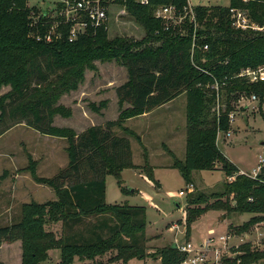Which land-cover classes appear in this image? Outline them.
I'll list each match as a JSON object with an SVG mask.
<instances>
[{
    "label": "trees",
    "instance_id": "1",
    "mask_svg": "<svg viewBox=\"0 0 264 264\" xmlns=\"http://www.w3.org/2000/svg\"><path fill=\"white\" fill-rule=\"evenodd\" d=\"M124 5L144 27L145 40L108 41L102 27L90 29L73 43L68 41L67 32L63 38L47 43L35 37L37 32L44 37L50 23H43L48 24L49 18L36 22L31 17L37 10L30 9L26 0H0V88H12L0 99V137L25 124L42 135L69 137L70 141L69 167L49 181L58 201L25 204L20 222L0 227V248L22 241L23 264H40L50 250L61 251V264L93 260L111 249L122 255L129 253L127 261L146 257L144 235L137 234L147 224L145 208L106 202L107 176H114L121 185L122 172L135 168L129 139L133 133L123 128L121 120L93 126L78 136L54 126L55 91L83 77L87 62L105 53L119 55L128 68L129 80L117 88L116 94L119 103L129 105L136 115L149 113L183 93L188 95V115L193 122L206 108L218 103L223 106L204 137L190 138L193 141L187 146L186 161H176L174 167L191 182L194 171H213L219 163L227 177L235 181L226 184L222 195H197L188 201L187 232L210 210L254 214L252 222H264V166L256 177L241 174L216 142L218 132L230 131L235 102L249 96L264 102V82H249L240 76L245 69L264 67V33L235 29L230 13L233 8L245 10L251 20L264 25V0H231L229 8L200 5L176 26L155 18L154 11L174 6L178 14H184L190 9L188 0H149V5L126 0ZM154 38L163 44L133 50ZM115 129L125 135H118ZM146 176L160 185L153 171ZM225 195L235 196L237 205L232 210L222 199ZM202 204L206 207L201 208ZM55 213L61 215L64 226L59 238L45 230L46 219L53 220ZM89 218L95 221H87ZM240 251L242 256L225 262L237 264L249 257L248 263L264 264V251L251 253L248 244ZM158 257L161 264H181L185 254L170 246L159 250Z\"/></svg>",
    "mask_w": 264,
    "mask_h": 264
},
{
    "label": "rangeland",
    "instance_id": "2",
    "mask_svg": "<svg viewBox=\"0 0 264 264\" xmlns=\"http://www.w3.org/2000/svg\"><path fill=\"white\" fill-rule=\"evenodd\" d=\"M29 3L41 6L43 10L52 7L50 0H30ZM188 3L190 8L231 6V0H188ZM113 9L105 31L108 41L115 38L145 40L144 27L126 8ZM162 44L161 39L154 38L133 50L156 48ZM128 80L129 71L120 56L105 53L87 62L83 77L71 80L54 93V126L67 130L71 136L115 120H121L123 128L133 133L129 139L135 168L122 172L121 185L114 176H107L106 202L109 205L144 207L147 214L145 229L137 233L145 238V259L127 261L129 253L122 255L111 249L93 260L76 259L74 264H161L159 250L187 242L199 247L210 241V258L215 257L217 251L220 254L218 260L223 261L242 256L240 250L244 244L250 246L251 253L263 252L264 222H258V219L252 222L254 214L210 210L192 223L190 233L186 230L188 201L197 195H222L226 184L235 181L234 177H227L219 163L213 171H194L191 182L174 167L176 161H186L189 142L204 137L211 129L222 104L206 108L202 117L193 122L188 115V95L183 93L149 113L136 115L129 105L119 103L116 94L117 88ZM11 91L10 86L0 88V99ZM234 106L236 113H233V121L230 118V131L218 132L216 142L241 174L254 177L264 166L261 162V158L264 159V102L249 96L235 102ZM115 130L118 135H125L122 130ZM69 145V137L42 135L25 124L0 137V227L20 222L25 204L58 201L49 181L69 167ZM152 171L160 185L148 180L146 175ZM190 183L195 187L192 194L187 191ZM181 191L186 195L180 196ZM222 199L230 203L229 210L237 205L234 195H225ZM200 207L205 208L206 204ZM46 221L47 232L57 238L63 235L64 226L59 213H55L53 220ZM228 235L231 236L228 243L222 242L221 237ZM46 256L40 264H61L60 250H50ZM249 261V257L241 258L237 264ZM0 264H23L22 241L1 246Z\"/></svg>",
    "mask_w": 264,
    "mask_h": 264
},
{
    "label": "built area",
    "instance_id": "3",
    "mask_svg": "<svg viewBox=\"0 0 264 264\" xmlns=\"http://www.w3.org/2000/svg\"><path fill=\"white\" fill-rule=\"evenodd\" d=\"M137 3L149 5V0H135ZM30 0H26L27 6L30 9H36L32 13V17L36 22H40L42 17L49 18L48 24L50 27L46 30L44 37L37 32L36 40L52 43L55 40L61 39L64 32L68 34V41L73 43L79 39L80 36L86 34L90 29L97 30L99 28H107V23L110 16L114 12L115 7L123 6L125 8L126 0H50L52 7L43 10L41 6L31 5ZM121 9V8H120ZM123 13L125 11H122ZM192 13V8L186 9L184 14H178L174 6H162L154 11V16L167 23V25H181L188 14ZM232 25L235 29L242 31H254L264 33V25H259L249 17L245 10L233 8L230 10ZM194 16L191 17V21ZM208 46H205V50ZM240 76L246 78L249 82H264V67L258 69H245ZM256 100L257 97L253 96ZM231 121L234 120L235 115H230ZM261 162L264 159L261 158ZM259 173V171H258ZM257 173V174H258ZM257 174L254 176L256 177ZM189 194L195 191L193 184L187 188ZM186 195V192L181 191L180 196ZM231 236H222L221 241L228 243ZM210 241L202 244L199 247L194 246L191 242L177 244V249L185 254V259L181 264H227L225 260H218L220 255L215 251V257L210 258L209 246ZM223 259V258H222Z\"/></svg>",
    "mask_w": 264,
    "mask_h": 264
},
{
    "label": "water",
    "instance_id": "4",
    "mask_svg": "<svg viewBox=\"0 0 264 264\" xmlns=\"http://www.w3.org/2000/svg\"><path fill=\"white\" fill-rule=\"evenodd\" d=\"M135 190H132V192L134 193ZM222 219L224 220L225 219V215L222 216ZM176 249H177V244H174L173 245Z\"/></svg>",
    "mask_w": 264,
    "mask_h": 264
},
{
    "label": "crops",
    "instance_id": "5",
    "mask_svg": "<svg viewBox=\"0 0 264 264\" xmlns=\"http://www.w3.org/2000/svg\"><path fill=\"white\" fill-rule=\"evenodd\" d=\"M240 173H242V172H240Z\"/></svg>",
    "mask_w": 264,
    "mask_h": 264
}]
</instances>
